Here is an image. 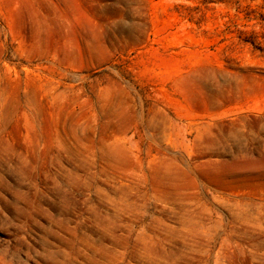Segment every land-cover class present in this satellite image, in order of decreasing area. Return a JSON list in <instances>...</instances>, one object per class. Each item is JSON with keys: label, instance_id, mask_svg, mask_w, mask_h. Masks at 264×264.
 <instances>
[{"label": "rangeland", "instance_id": "rangeland-1", "mask_svg": "<svg viewBox=\"0 0 264 264\" xmlns=\"http://www.w3.org/2000/svg\"><path fill=\"white\" fill-rule=\"evenodd\" d=\"M0 264H264V0H0Z\"/></svg>", "mask_w": 264, "mask_h": 264}]
</instances>
